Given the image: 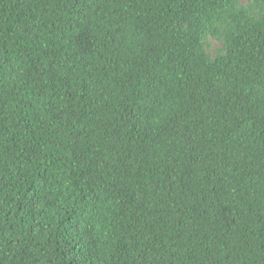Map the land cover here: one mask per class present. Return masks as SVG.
<instances>
[{
	"label": "trees",
	"instance_id": "trees-1",
	"mask_svg": "<svg viewBox=\"0 0 264 264\" xmlns=\"http://www.w3.org/2000/svg\"><path fill=\"white\" fill-rule=\"evenodd\" d=\"M0 264H264V0H0Z\"/></svg>",
	"mask_w": 264,
	"mask_h": 264
}]
</instances>
